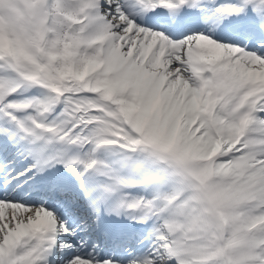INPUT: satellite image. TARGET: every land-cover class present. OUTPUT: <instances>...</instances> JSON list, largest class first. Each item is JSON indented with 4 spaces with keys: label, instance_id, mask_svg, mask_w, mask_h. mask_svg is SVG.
<instances>
[{
    "label": "snow or ice",
    "instance_id": "obj_1",
    "mask_svg": "<svg viewBox=\"0 0 264 264\" xmlns=\"http://www.w3.org/2000/svg\"><path fill=\"white\" fill-rule=\"evenodd\" d=\"M0 264H264V0H0Z\"/></svg>",
    "mask_w": 264,
    "mask_h": 264
}]
</instances>
